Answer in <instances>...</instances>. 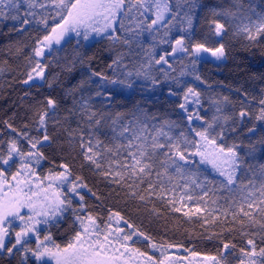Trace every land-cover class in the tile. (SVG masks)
Here are the masks:
<instances>
[{"label":"trees","instance_id":"trees-1","mask_svg":"<svg viewBox=\"0 0 264 264\" xmlns=\"http://www.w3.org/2000/svg\"><path fill=\"white\" fill-rule=\"evenodd\" d=\"M136 1L126 0L112 35L117 39H109L108 35L84 44L70 38L44 56V78L28 83L24 81L37 60L33 53L37 40L49 34L60 20L55 4L52 0H36L37 5L45 3L46 7L31 9L36 15L29 18L27 26H22L20 20L0 17V156L7 155L13 140L22 152H28L31 145L22 135L26 134L42 141L37 146L44 157L37 169L40 177L61 172L60 165L67 164L70 179L87 185L78 198L65 195L71 205H67L60 220L46 227L61 247L80 230L77 216L91 215L102 225L110 213L118 212L123 221L151 238L145 241L138 236L132 241L131 245L143 253L157 257L151 250L152 243L171 244L185 253L219 258L227 243L235 246L230 254H224L227 264H238L240 249L250 247L248 239L256 241L257 249L264 247V204L260 202L264 198L258 191L264 184V120L257 119L264 107L260 104L264 99V32L249 39L243 30L248 26L255 34L256 27L264 23V0H168L171 18L180 12L194 18L192 32L184 35L186 44L199 42L213 49L223 44L224 60L216 63L184 53L169 59L167 65L155 62L162 56L156 52V31L147 33L139 10L132 8ZM4 8L9 16L16 14ZM23 9L29 11L28 7ZM42 19L47 20V27L37 23ZM214 21L225 26L220 37L214 35ZM112 80L125 83H109ZM188 87L200 93L202 119L193 124L179 107ZM48 98L56 101L54 109L47 104ZM242 110L247 112L243 118L239 116ZM44 111H48V141H43L44 129L38 125ZM214 115L231 118L225 125L224 138L216 143L226 149L235 145L242 158L235 184L224 187L225 180L202 166L195 156L184 165L182 174L169 168L168 175H164L159 163L163 156L158 154L152 175L145 176L143 182L125 175L122 181L113 183L101 174L109 161L129 159V151H136L141 143L150 151L152 137L165 120L175 122L171 129L174 137L183 132L189 141H198L193 129L203 130ZM164 131L169 128L164 126ZM97 139L101 141L98 149ZM160 139L163 142V137ZM88 140L102 154L101 169L84 158L81 143ZM189 150L195 148L190 146ZM157 172L161 173L159 177ZM149 183L156 186L153 191H149ZM249 202L255 207L249 209ZM241 206L251 212V219L239 212ZM174 207L181 211H174ZM197 207L202 211L197 213ZM0 264L40 263L31 257L23 260L21 251L15 250L12 255L0 253Z\"/></svg>","mask_w":264,"mask_h":264},{"label":"snow or ice","instance_id":"snow-or-ice-1","mask_svg":"<svg viewBox=\"0 0 264 264\" xmlns=\"http://www.w3.org/2000/svg\"><path fill=\"white\" fill-rule=\"evenodd\" d=\"M27 4L29 11L23 13V18L20 14L21 0H0V17L10 18L12 20H20L21 25H28L31 23L29 17H35L36 13L31 11L37 6L40 8L46 7L45 3H40L37 5L36 0H24ZM57 9L56 15L60 17L59 22L55 27L51 28L49 34L44 35L41 39L37 40V46L33 49L35 57H43L45 49L51 50L53 42L59 44L61 39L69 32H75L77 36L83 34V38L86 40L91 32L97 34L105 33L108 30L115 31L114 23L117 20L118 15L124 10L126 0H52ZM3 7H8L14 9L16 14L9 16L8 13L4 12ZM163 9V11H161ZM131 9L129 8L128 11ZM168 4L165 0L163 4H157L156 19L152 20L151 25L157 24L158 21L164 19V13L168 11ZM174 18V17H173ZM264 19V17H262ZM37 23H42L47 27V20L42 19L37 21ZM188 27L192 25L191 17H187ZM214 35L222 36L224 31V24L214 21ZM123 27V25H120ZM22 30V28H21ZM248 33L249 39H255L256 35L264 32V23L259 24L256 27V33L253 34L251 28L245 26L243 29ZM167 35V33L165 34ZM109 39H117V37L109 34ZM191 39V36L188 37ZM164 42V41H162ZM186 53L189 56H198L202 52H211V54L217 59L224 56V45L220 44L217 48H209L204 43H194L186 44L185 37L180 36L175 39L174 46L171 49V53H166L160 56L155 62L160 64L163 62L167 64V55L175 56L177 53ZM114 64L118 63L113 61ZM195 61H192L193 67H195ZM47 65L42 64L41 60H36L34 62L31 71L28 73V80L24 81L28 83L35 77L41 79L44 78V72ZM181 72V75H184ZM93 75H101L100 73H93ZM131 75V73H129ZM104 79H107L106 77ZM195 79L199 80V76H195ZM109 83H125L124 81L112 80ZM129 87L131 85H128ZM51 87V84H49ZM100 93H97L99 95ZM196 105L200 104V93L195 91L194 88L188 87L183 96V103L179 105L181 109L185 112L188 111L187 105L190 102ZM227 99V98H225ZM47 104L50 108L54 109L56 107V101L54 99L48 98ZM261 105H264V99L260 101ZM217 112L221 109L217 108ZM247 115L246 111H240L239 116L241 118ZM48 116V111H44L39 115L38 125L40 128L44 129L43 141H48L50 138L47 135V125L46 118ZM202 119L199 115L195 117L193 114L189 113L188 120L192 119ZM91 119V116L89 117ZM231 119L228 116H218L214 115L210 122H207V126L203 130H195V135L199 137V141H189L187 136L181 132L179 137H174L171 134V129L175 126V122H169L165 120L163 126L156 129L155 135L152 137V142L149 147H146L143 143L136 146V151H129V159L121 161H109L107 168L101 172L102 175L109 178L113 183H119L125 178V175L130 177H136L143 182L145 176L152 175L153 164L158 159V154L163 156V159L159 160L160 165L163 167L164 175H168L169 168H173L177 173H183L185 171L184 165L190 163L191 156H199L201 163L211 164L214 169H216L221 176L225 177L224 187L235 184L236 173L240 168V162L242 158L236 151V146L233 145L227 149L222 145H217V139H223L227 129L225 125L228 120ZM257 119L264 120V107H261L260 114ZM223 123H219V121ZM99 124V121H96ZM164 126L169 128V131H164ZM11 127V125H9ZM219 127V131H217ZM127 131V129H125ZM233 131L235 129H232ZM253 129H249L252 131ZM214 133V134H213ZM31 149L28 152H22L18 147L15 140H13L9 145V151L7 157L0 156V165H6L9 168L16 163L13 156H16L20 160V167L17 171L12 174L11 180L6 175L2 167H0V252L7 253L9 255L13 254V250L22 251L24 253V258L27 259L30 253L36 261L40 264H46L45 258H50L55 261V264H134L136 261H142L143 264H166L169 259L166 252L168 248L174 247V245H157L155 243L151 244L152 248H159L162 259L155 260L146 253L140 252L138 248L130 247L129 241L132 240L133 236L143 237L145 241H150L151 238L145 236L144 233L139 232L138 229H134L131 224L127 221L124 223L128 228L133 229L131 233H125L123 228L112 229L111 223L101 226L97 223L96 218L88 215L86 218L77 216L76 219L80 224V231L76 232L73 240L69 242L65 247H61L52 241L51 236H45L44 240L41 241L39 236H36L37 244L36 248L32 249L27 246V240L25 237L28 236L30 232H35V223L40 221L36 220L35 217H47L52 215L53 217L59 214L63 210V206L71 205V200L62 199V193L54 188V183L59 181L57 187L62 186L63 183L69 182L68 177L71 175L69 166L67 164H62L60 167L63 171L49 174L45 177L48 181L47 186L42 187L44 183L38 177H34V168L32 166L33 162L39 164L44 158L43 153L39 151L38 145L42 141L38 138L27 137ZM163 137V142L161 141ZM136 139H139L137 136ZM101 141L96 140V148H99ZM190 146L195 148V151H190ZM129 149L133 147V143L130 141L128 145ZM81 148L83 149V155L86 161L90 162L95 166L96 169H101L103 167L101 163V152L94 150L91 140L86 143H81ZM111 152L112 149H107ZM11 161V164H10ZM262 174H264V165L261 166ZM156 175L159 177L160 172ZM35 180V182H34ZM77 181L80 180L79 177L76 178ZM251 183V181H249ZM71 191L77 192L78 187H87L86 184L70 182ZM155 185L149 183V191L155 189ZM247 187V185H243ZM49 190H52L51 192ZM262 198H264V184H261L258 189ZM163 189H161V194ZM255 193H249V195H254ZM135 195V193H133ZM84 197L80 196V200ZM141 200L144 199L143 196L140 197ZM188 200L192 197L188 196ZM264 204V199L260 201ZM169 203H174L169 201ZM248 208L252 209L255 207L254 202L248 203ZM27 208L31 215L24 216L21 215V211ZM174 211L180 212V207H174ZM197 213L202 210L197 207L195 209ZM264 212V209H261ZM239 212L244 216L252 218L251 212L244 210L243 206L240 207ZM184 215H189V212H185ZM217 217H213L216 219ZM236 218V213H233V219ZM20 220L22 226L19 231L14 233L15 243H11L8 240L6 245V239L9 238V228L12 226L15 220ZM111 222L115 219L117 222L123 220V217L117 213H110L108 217ZM47 223V220L43 221ZM207 223V219H205ZM264 228V225H261ZM264 239V237H262ZM45 241L51 242V247L48 246ZM247 245L250 246L248 249H240L241 257H238V264H258V259L261 264H264V247L257 249L256 241L253 239L247 240ZM19 246V247H18ZM235 246H230L229 244H223V249L221 256L205 257L206 260L212 262V264H227L225 259V253L230 254V249ZM193 256L198 255L197 253H192Z\"/></svg>","mask_w":264,"mask_h":264},{"label":"rangeland","instance_id":"rangeland-1","mask_svg":"<svg viewBox=\"0 0 264 264\" xmlns=\"http://www.w3.org/2000/svg\"><path fill=\"white\" fill-rule=\"evenodd\" d=\"M164 2H165V0H139V1L134 2L133 6H132L133 9L137 8L139 10L140 15L142 16L141 17L142 20H144V22L146 23V25L144 27L146 28L147 33L149 35H151L152 33H154L156 31L155 33L157 35V41H158V48H157L156 52H157V54H160V55H165L166 53H171V49L174 46L175 39L179 38L180 36H184V35H187L188 33H191L193 28H194V23H195L194 22V18L192 16V14H190V13L184 14V13L180 12V13H177L174 16V18H171V10H170L169 1L166 0L169 10L166 13H164V19L162 21H158L157 24L152 25V27L149 28V25H151L152 20L156 19L157 4L158 3L159 4H163ZM27 7L28 6L24 2V0H21V5H20V9H19L20 14H21V18H23V13H24V11H23L24 9L23 8H27ZM4 10L8 11V7H5ZM161 11H163V9H161ZM10 12H13L14 14L16 13L14 9H10L9 13ZM122 12L118 15L117 20L114 23V29L115 30H116V27H117V25L119 23V19H120V16H121ZM187 17H191V20H192V25H191L190 28L188 27ZM150 18H152V20H150ZM148 20H149V22H148ZM25 26H27V25H25ZM166 33H167V35H165ZM109 34L114 35L115 31H112L110 29L107 32L100 33V34H97L95 32H91L89 34V36H88V39L85 40L83 38V34H81L80 36H77L75 32H69L61 39L59 44H56L55 42H53V44L51 46V50L53 48H55V47L62 46L70 38H74L77 41H82L84 44H90V43L94 42L97 39H100L102 37L108 36ZM218 37H220V36H218ZM162 41H164V42H162ZM167 48H170L169 51H167ZM50 51L48 49H45L44 56L47 53H49ZM182 54H184V53H179L178 52L175 56L167 55L166 59H167V61L169 59H175V58L179 57ZM44 56L42 58L41 57H36V58H37V60L39 59V60L42 61ZM195 57H197L198 59H201V60L202 59L203 60H205V59L212 60V61H214L216 63H220V62H222L224 60V56L222 58L217 59L216 57H214L211 54V52H207V53L202 52L198 56H195ZM160 64L164 65L163 62H161ZM33 75H34V78H36L38 80H42L41 78L39 79V77H35V74H33ZM169 95L170 96H174L173 93H169ZM187 108H188L187 112H185L182 109L185 112V114L187 115V117H188L189 113L193 114L194 117L196 115L200 116L201 106H200V104L196 105L195 103H192L191 102V97H190V102L187 105ZM199 121H201V119H195L194 118V119H192L189 122H190V124H193L194 122H199ZM197 139L199 141V137H197ZM8 151H9V149H8ZM8 151H7V154H8ZM6 157H7V155L5 156V158ZM195 158L197 159V161L202 166H204L205 168L209 169L216 176H218V177H220V178L225 180V177L221 176L220 173L216 169H214L211 164L201 163L199 156H195ZM13 159L16 161V163L14 165H12L10 168L8 166H6V165H3V170L5 171L6 175L9 177V180H11L12 174H14L17 171V169L20 167L19 158L16 157V156H13ZM40 163H41V161H40ZM10 164H11V161H10ZM39 164L37 165L34 162L32 164V166H33V168L35 170L34 171V177H38V178H40V180H43L44 183L41 186L45 187V186H47V183H48V181L45 179V177H47L49 175L44 176V177H40L37 174V169L39 167ZM237 176H238V170H237V173H236V179H237ZM68 181L69 182H65V183H63L62 186H59V187H57V185H59L60 182L57 181V182L54 183V188H56L57 191H60L62 193V196H61L62 199H65V195L66 194H69L73 198H78L79 197V192L83 189V187H78L77 188V192H72L71 191L70 182H76V181L71 180L70 176L68 177ZM34 182H35V180H34ZM76 183L79 184V182H76ZM49 191L51 192L52 190H49ZM66 207H67V205L63 206V210L59 214L55 215L54 217L52 215H49L47 217H43V216L35 217V219L40 221V222L39 223H35V225H34L35 232H30L28 234V236L25 237V239L27 240V246L28 247H30L32 249L36 248V244L38 242L37 239H36L37 235L39 236V239L41 241L44 240L45 236H49L50 235L49 230L46 231V227L50 223L60 220L63 217V215L65 214V212H66ZM21 215L29 216V215H31V213L29 212V210L27 208H25V209H23L21 211ZM84 218H86V217H84ZM44 220H47V223H44L43 222ZM109 223H111L113 230H115L116 228H123L125 233H131V231L126 227V224L124 223L123 220L117 222L115 219H113L110 222L109 219H107L105 224H102V225L99 224V225L103 229L104 226L109 224ZM21 226H22V222L20 220L17 219V220L14 221L12 226L9 228V238L6 239V245L10 246V244H8V240L9 239L11 240V243H15V235H14V233L16 231H19ZM79 228H80V224H79ZM43 230H45L44 233H42ZM137 237L138 236H133L132 240L128 242L130 247H133L131 245V243H132L133 240L137 239ZM51 238H52V236H51ZM52 241H53V238H52ZM45 243H47L48 246L51 247V242L45 241ZM151 250L154 253L157 254V257H154V256H151V255L147 254L148 256H151L155 260H161L162 259L159 248H152L151 247ZM14 251H15V249L13 250V252ZM140 252H142V251H140ZM0 253H2V252H0ZM21 253H22L23 260H27V259L24 258V253L22 251H21ZM166 254L169 257V259L166 261V264H212L211 261L205 259V257H207V256H202V255L193 256L192 254L185 253L183 250L175 248V247L174 248L173 247L172 248H168ZM28 257H31V258L35 259L34 257L31 256L30 253L28 254ZM45 260H46V264H55V261L50 259V258H45ZM38 263H40V262H38ZM134 264H143V262L142 261H136V262H134Z\"/></svg>","mask_w":264,"mask_h":264}]
</instances>
